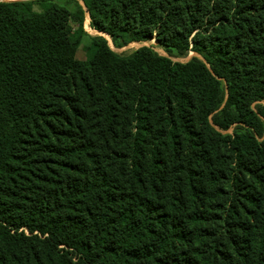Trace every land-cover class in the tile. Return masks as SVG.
Listing matches in <instances>:
<instances>
[{"label": "trees", "instance_id": "16d2710c", "mask_svg": "<svg viewBox=\"0 0 264 264\" xmlns=\"http://www.w3.org/2000/svg\"><path fill=\"white\" fill-rule=\"evenodd\" d=\"M83 2L0 0V264H264V0Z\"/></svg>", "mask_w": 264, "mask_h": 264}, {"label": "rangeland", "instance_id": "374dc122", "mask_svg": "<svg viewBox=\"0 0 264 264\" xmlns=\"http://www.w3.org/2000/svg\"><path fill=\"white\" fill-rule=\"evenodd\" d=\"M80 1L84 4L83 0H80ZM37 8H39V7H37ZM64 14L65 13H57L55 15V19L60 22L62 17L64 16ZM90 21H91L90 15H89L88 12H86V18H85V21H84V28L87 31V34L91 35V36L103 35L104 37H106L108 39L109 44L111 45V47L114 50H116L117 52H119V53L130 54V53H132L134 50H136L137 48H139L142 45H153V47H154V49L156 51H158L161 54L168 55V52L165 51V49L158 44V41L154 37L150 38L147 41H143V42L133 41V42L129 43L128 45L122 47V48H117V47H115L113 45L111 37L106 35V33L99 32V31L95 30L94 28H92L90 26ZM68 24L72 27L73 30H75L78 27V25L71 18L68 19ZM88 35L83 38V40H82V42H81V44L79 46V50L77 52V57L79 59H87L88 58V54H87V51H86V48H87V46H88V44L90 42V39L88 38ZM193 55H194V52H189L188 54L182 55L180 57H173V59L174 60H179V61H187Z\"/></svg>", "mask_w": 264, "mask_h": 264}, {"label": "bare ground", "instance_id": "6f19581e", "mask_svg": "<svg viewBox=\"0 0 264 264\" xmlns=\"http://www.w3.org/2000/svg\"><path fill=\"white\" fill-rule=\"evenodd\" d=\"M106 35H108V34H106ZM109 36V35H108Z\"/></svg>", "mask_w": 264, "mask_h": 264}]
</instances>
